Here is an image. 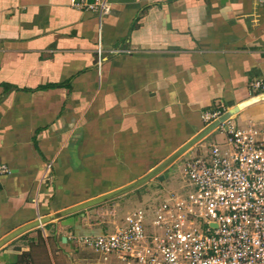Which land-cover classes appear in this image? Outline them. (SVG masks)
Listing matches in <instances>:
<instances>
[{
    "label": "crops",
    "instance_id": "crops-1",
    "mask_svg": "<svg viewBox=\"0 0 264 264\" xmlns=\"http://www.w3.org/2000/svg\"><path fill=\"white\" fill-rule=\"evenodd\" d=\"M77 1L0 0V239L141 178L264 77L262 0H106L100 20ZM91 213L9 239L0 264H104L78 241L106 231Z\"/></svg>",
    "mask_w": 264,
    "mask_h": 264
},
{
    "label": "built area",
    "instance_id": "built-area-1",
    "mask_svg": "<svg viewBox=\"0 0 264 264\" xmlns=\"http://www.w3.org/2000/svg\"><path fill=\"white\" fill-rule=\"evenodd\" d=\"M75 5L99 20L110 11L106 0ZM102 55L98 39V68ZM248 88L249 94L264 92V77ZM219 113L206 112L204 119ZM219 129L221 141L184 162L177 189L127 211L112 231L78 241L104 264H264V116L243 126L229 119ZM8 171L0 161V176Z\"/></svg>",
    "mask_w": 264,
    "mask_h": 264
},
{
    "label": "rangeland",
    "instance_id": "rangeland-1",
    "mask_svg": "<svg viewBox=\"0 0 264 264\" xmlns=\"http://www.w3.org/2000/svg\"><path fill=\"white\" fill-rule=\"evenodd\" d=\"M217 111H219V114H221L224 110L222 109V107H212V109L208 111V113L212 114ZM205 113L206 111H204L201 115V119L204 125L203 127L208 125L214 120V118L216 119L217 117L215 116L214 118L210 117L209 119H204ZM239 114L243 115L244 112L242 111ZM253 115L254 114L252 113L250 115V118H256L253 117ZM240 116L241 115H238L235 122H237V124H239L240 126H243L250 118L239 119ZM223 136V132L221 131V129L218 128L212 134L208 135L206 138L196 143L193 147L188 148L180 157H178L173 163H171V165L167 167L166 170L163 171L162 180L153 178L149 182L145 183L143 186L133 191H130L120 197L87 208L88 210H93V213L90 214V223H93V226H98L105 229L106 232H110L115 226H117L121 222L122 218L125 216L127 211L134 209L138 206L156 204L169 191L177 189L180 186L183 181L182 171L184 162L193 157L205 156L209 150V145L216 141H221L223 139ZM187 141H185L181 146H183ZM181 146L175 148L171 152V154H169V156L172 155ZM155 167L156 166H154L153 168Z\"/></svg>",
    "mask_w": 264,
    "mask_h": 264
},
{
    "label": "water",
    "instance_id": "water-1",
    "mask_svg": "<svg viewBox=\"0 0 264 264\" xmlns=\"http://www.w3.org/2000/svg\"><path fill=\"white\" fill-rule=\"evenodd\" d=\"M262 101H264V93L256 94L255 96L246 98L243 101L235 104L231 108H227L226 110H224L221 114H219L217 116L216 119L214 118V120L212 122H210L208 125H206L201 130L196 132V134L186 144H184L182 147H180L178 150H176V152H174L173 155L168 158V159H171L170 163L173 160L175 161L178 158V156L186 150L187 147H189V146L193 147L196 143H198L202 139L206 138L208 135L212 134L220 126H222L226 121L231 119L232 116H235L236 114H238L240 111L244 110L245 108H247L253 104L262 102ZM168 159H166V160H168ZM166 160H164L163 163ZM170 163L164 168H161L162 164L159 166H156L155 168H153L152 170H150L144 176L141 177V178L144 177L143 180H140V178L135 179V180L129 182L128 184L124 185V186H121L119 188L108 191L104 194H101V195L95 196L93 198H90L88 200H85L83 202H80L76 205H73V206H70L68 208L59 210L57 212L50 213V214L45 215V216H41V217L31 221V222H28V223L16 228L15 230L10 232L6 236L2 237L0 239V246H2L9 239L17 236L18 234H21L22 232H24L26 230H29L33 227L40 226L42 224H45L49 221H52V220L58 219L60 217L66 216L68 214H71V213H74L77 211H81V210H85L87 208H90V207L99 205L101 203H104L106 201L120 197V196H122V195H124L130 191H133V190L143 186L145 183L149 182L153 178H157L158 180H162L163 179L162 173L164 170L167 169V167H169L171 165Z\"/></svg>",
    "mask_w": 264,
    "mask_h": 264
},
{
    "label": "bare ground",
    "instance_id": "bare-ground-1",
    "mask_svg": "<svg viewBox=\"0 0 264 264\" xmlns=\"http://www.w3.org/2000/svg\"><path fill=\"white\" fill-rule=\"evenodd\" d=\"M261 93H262V92H261ZM232 117H233V116H232ZM216 118H217V117H216ZM189 140H190V139H189ZM189 140H188V141H189ZM188 141H187V142H188ZM187 142H186V143H187ZM186 143H185V144H186ZM181 147H182V146H181ZM190 147H191V146L187 147L186 150H187L188 148H190ZM177 150H178V149H177ZM186 150H185V151H186ZM185 151H184V152H185ZM175 152H176V151H175ZM184 152H182L181 154H183ZM181 154H180V155H181ZM172 155H173V154H172ZM172 155H170L169 157H171ZM180 155H179V156H180ZM179 156H178V157H179ZM169 157H167L166 159H168ZM166 159H165V160H166ZM170 160H171V159H168V160H166L164 163L162 162L163 164L161 163V164H162L161 168L166 167V166L170 163ZM173 161H174V160H173ZM173 161H172V162H173ZM172 162H171V163H172ZM171 163H170V164H171ZM161 164H159V165H161ZM159 165H158V166H159ZM143 178H144V177H143ZM143 178H140V180H143Z\"/></svg>",
    "mask_w": 264,
    "mask_h": 264
}]
</instances>
